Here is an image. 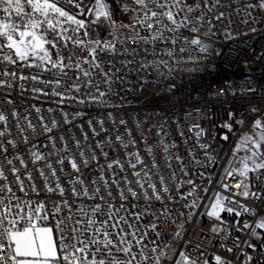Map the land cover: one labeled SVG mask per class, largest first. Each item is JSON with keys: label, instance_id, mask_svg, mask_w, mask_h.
Listing matches in <instances>:
<instances>
[{"label": "snow or ice", "instance_id": "snow-or-ice-1", "mask_svg": "<svg viewBox=\"0 0 264 264\" xmlns=\"http://www.w3.org/2000/svg\"><path fill=\"white\" fill-rule=\"evenodd\" d=\"M258 26L264 0H0V264H264Z\"/></svg>", "mask_w": 264, "mask_h": 264}, {"label": "built area", "instance_id": "built-area-1", "mask_svg": "<svg viewBox=\"0 0 264 264\" xmlns=\"http://www.w3.org/2000/svg\"><path fill=\"white\" fill-rule=\"evenodd\" d=\"M260 28H264V26H258ZM225 41L221 40L219 41V43H224ZM231 47V45H230ZM248 47L249 50H256V51H260L262 48H264V32L258 31L257 34L255 35H251L248 39ZM227 51V49H226ZM235 55V53L233 54ZM239 61L236 62V64H233L231 68H228L227 65L225 64H220V66L216 69V73L213 74V79H215L217 82H221V79L223 77H230L232 79H236L240 68L238 67L239 65ZM85 127H87V125H85ZM225 149H227V145H224ZM217 171H219V169H217ZM213 175V179H217L216 176V172L212 173ZM233 183H235V181H232ZM205 183H207L205 181ZM225 216H227V214H225ZM201 222L205 225H207L208 223V218L207 217H203ZM186 239H192L194 242L196 241H203L204 243H209V241L207 240H203V237L200 233L199 227L195 226L194 228L190 229L188 236L186 237ZM218 246V245H217Z\"/></svg>", "mask_w": 264, "mask_h": 264}]
</instances>
